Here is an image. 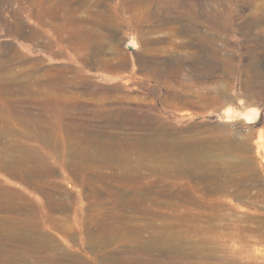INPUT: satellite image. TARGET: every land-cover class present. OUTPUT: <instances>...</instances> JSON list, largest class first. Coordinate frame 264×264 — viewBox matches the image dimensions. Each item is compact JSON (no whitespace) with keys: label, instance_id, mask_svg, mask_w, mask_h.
<instances>
[{"label":"rangeland","instance_id":"374dc122","mask_svg":"<svg viewBox=\"0 0 264 264\" xmlns=\"http://www.w3.org/2000/svg\"><path fill=\"white\" fill-rule=\"evenodd\" d=\"M56 1L0 0V77L68 85L67 119L84 124L69 143L97 128L103 143L154 145L155 154L140 162L132 149L127 164L92 166L93 182L83 185L75 165L58 160L70 156L50 150L53 174L27 182L0 168V194L12 189L29 200L32 229L47 233L63 264H115L113 251L138 250L159 228L172 243H192L189 264H264V0H58L69 1L60 21L50 13ZM104 13L111 22L98 28ZM87 28L97 29L88 37L103 42L102 53L83 39ZM24 95L12 99L41 100ZM15 129L0 130V151L60 139ZM98 228L127 229L126 237L91 243L85 231ZM37 255L31 264L51 262Z\"/></svg>","mask_w":264,"mask_h":264},{"label":"bare ground","instance_id":"6f19581e","mask_svg":"<svg viewBox=\"0 0 264 264\" xmlns=\"http://www.w3.org/2000/svg\"><path fill=\"white\" fill-rule=\"evenodd\" d=\"M68 7H69V1L62 3L57 0L54 3V5L50 8V13L53 15L54 18L60 21L62 19H66V14L61 16L60 11ZM67 10L69 11V8ZM101 16H102L101 21L97 22L96 25L98 28L103 29L109 25L108 23L111 22V19L107 17L106 13H104ZM138 19L139 18H137V16L133 18L136 27H138V24H139ZM257 24L258 23H256V25ZM53 26L54 28L56 27V29L59 28L58 23L54 22ZM224 28H226V26ZM96 30L94 28L83 29V31L87 33L86 37H84L83 39L87 42L90 48L91 47H93L94 49L96 48V52L102 53V51L105 50V46L103 45V42L98 41L97 39L96 40L98 41V43L97 41H95V39L93 42L91 41L90 37H88V32H90V34L93 32L97 33ZM74 31H77V30L74 29ZM100 35L102 36V34ZM102 37H104V35ZM7 53L8 55L11 54L12 57L16 56L18 58L17 55H14L15 54L14 50L11 51L9 49ZM97 57L99 56L96 55V60H97ZM99 61L100 60H98V62ZM100 62L103 63L104 61L102 60ZM0 79H1L0 80L1 81L0 82V130L10 131L14 129L15 131L16 130L15 128H20L24 132L32 131L34 133L35 139L38 141L45 140L49 136H59L60 138L59 140L54 141V142H47L46 145L44 144L36 145L35 144L32 146H24V145H19V144L18 145L12 144L13 146H5V145L3 146L4 150L0 151V168L7 170L9 173L27 182L29 181V176L37 177L41 173L45 175H51L54 173V169L52 165L46 160L47 158L45 159V156L48 157L53 154L50 150L55 151L56 149H61L63 155L70 156V161L72 160V162L64 161L63 157H59V158L57 157V158L58 160L61 161V163L64 166H68V165L71 166V163L75 165L74 168L76 167V169L73 168V175H74L73 177H75L74 179L83 185L93 182V179H94V178L92 179L93 176L90 178L86 175L90 172L92 166L104 165V164L112 166L117 161H120L121 163L122 161H124L127 164V161L130 162L129 158H130V153L132 152L131 151L132 149L135 152H137V159L140 160V162L145 160L146 158L145 156H149V155L152 156L155 154L153 153L155 151L154 145H138V144L137 145L136 144L135 145L134 144L133 145H119V144L112 145V144L103 143L98 138L99 134H102V133L101 132L99 133L96 130L97 126L95 127L96 128L95 130L93 129L90 130L88 128L82 129L84 133L82 135L79 133L78 134L76 133L75 136L73 135V137L75 138V141L69 143L68 142L69 137L71 138L73 133L78 132L81 129L80 127H82L84 124L83 125L77 124V123L75 124L74 121H70L67 119L68 117L67 115L70 114V112H72L71 109L73 108V104L69 102L68 99H65L62 97L63 96L62 92L66 89V87H68V85H65L64 83L57 82V81H47L43 83L39 82L38 84H36L37 86L33 88L30 82L24 81L25 79L23 80L24 82L22 81L15 82L16 80L14 81L11 76L10 77L3 76V77H0ZM70 84L71 83H69V86ZM26 94L40 96L41 100L39 102L37 101L35 103V106H33L31 104L20 105L19 102L14 100L15 98L12 99L14 96H19V95H24V97L28 96ZM250 95H251V97H249L250 100H255L259 98L257 94L255 93L250 94ZM86 111H90V110H86ZM69 119H73V118H69ZM43 123L45 124L48 123V126H44ZM70 129H75V131L70 132ZM16 146H18L19 148H16ZM143 151H145V153H142ZM41 154L44 157L42 160H41L42 157L40 156ZM52 156H54V154ZM86 170H87V173H86ZM95 179L96 180L101 179L100 175L97 174ZM94 190L96 194H101L98 189H94ZM13 191L14 190L12 189H7L5 190L4 193L0 194V264H31L32 262L31 261H30L31 263L29 262L28 256H31L32 254L33 255L38 254L37 255L38 258H36L38 262L48 260V261H51L53 264H63L64 261L62 262V258H65V256H63V253H60L59 249L56 247L55 244L48 245L45 243V235L47 233L42 230L32 229V227L35 224L33 220L30 217H28V215H25V212L27 209V203L29 200L20 193H18L19 197H15ZM119 192L122 194L121 191ZM157 194L158 193L156 192V195ZM143 199H145V197L141 196L139 197V200H137V202H141ZM51 203L52 205H50V208L53 209L56 203L53 201V199H51L50 204ZM131 208L135 209L136 208L135 204L132 205ZM149 223L152 226L156 225V223H154L153 221ZM162 228L161 230H163ZM159 229L158 231L156 230L151 231V233L152 232L153 233L151 234V236H148V239H146L144 247L138 250L137 248L135 251L129 250L127 248L128 251L126 250L123 251L119 249L113 251V254H116V259H114L113 262H115V264H189L187 261L188 255L186 254V250L188 246L192 245V243L190 244L185 241H179L177 243H172L168 239L169 236L167 238L161 236L162 234H165V232L160 231ZM126 230L127 229H116V228L114 229H104V228L87 229L85 231V234H86L87 240H89L91 243H97L99 241H103L104 239H109L111 236H114L115 238H117V235H119L120 233L124 235ZM135 231H138V230H133V232ZM124 236L126 237V234ZM137 236H139V234ZM140 243H142V241ZM148 248H153L155 250V254L154 255L149 254ZM196 250H197V247L196 246L193 247V251H196ZM105 251H106L105 249H101L100 253L105 252ZM36 259L34 257L35 261ZM107 260L112 261L111 259H107ZM51 262L49 264H51ZM92 263L88 259L78 258L76 264H92Z\"/></svg>","mask_w":264,"mask_h":264}]
</instances>
